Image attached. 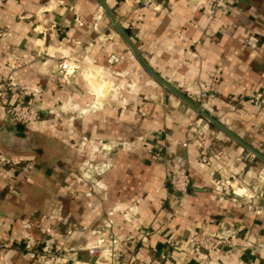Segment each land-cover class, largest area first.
<instances>
[{
    "label": "crops",
    "instance_id": "0c3cea01",
    "mask_svg": "<svg viewBox=\"0 0 264 264\" xmlns=\"http://www.w3.org/2000/svg\"><path fill=\"white\" fill-rule=\"evenodd\" d=\"M10 74L6 101L70 113L19 128L0 110V150L19 163L0 165V264H264V106L246 96L264 89V0L215 17L206 0H0ZM200 89L216 93L205 115L189 99ZM191 119L208 163L182 145ZM178 164L185 194L168 185ZM192 231L232 245L199 249ZM98 240L111 246L90 253ZM47 248L57 261L38 259Z\"/></svg>",
    "mask_w": 264,
    "mask_h": 264
},
{
    "label": "built area",
    "instance_id": "2783aa9c",
    "mask_svg": "<svg viewBox=\"0 0 264 264\" xmlns=\"http://www.w3.org/2000/svg\"><path fill=\"white\" fill-rule=\"evenodd\" d=\"M207 12L212 17L223 10L227 0H206ZM145 5H148V1H144ZM192 42H197L193 39ZM118 54H110L107 58L108 62L113 63L118 61ZM59 66L65 70V72H73L74 65L70 60L63 58L60 61ZM69 66H71L69 68ZM19 86L16 83L13 75H3L0 78V109L10 114L14 120L21 123L39 121L40 113L38 109L32 108L28 103L21 102H8L6 96L10 90H16ZM247 99L256 106H264V89H258L250 91L247 95ZM216 97V93L212 90L200 89L189 95V99L194 103L195 108L200 115H205L204 103L212 98ZM207 133L199 125L196 119L191 120L186 128V135L182 141V145L186 146L190 141H195L200 151V160L203 163H208L210 156L213 154V150L207 143ZM190 183V175L187 168L184 165H176L169 169L168 173V185L171 192H178L185 194L188 190ZM188 239L193 245L199 249L205 251H216L222 248H229L232 245L230 235L216 234V233H203L199 231H192L188 234ZM166 244L171 247H175L179 243V239L168 237ZM39 241L32 235H27L24 239V246L27 249H33ZM111 245H105L104 242L98 240L95 244L88 247L90 253H98L103 250H108ZM115 244L112 245V247ZM51 249L47 248L44 253L38 255L40 261H57V257L54 253H51Z\"/></svg>",
    "mask_w": 264,
    "mask_h": 264
},
{
    "label": "rangeland",
    "instance_id": "374dc122",
    "mask_svg": "<svg viewBox=\"0 0 264 264\" xmlns=\"http://www.w3.org/2000/svg\"><path fill=\"white\" fill-rule=\"evenodd\" d=\"M61 68V67H60ZM62 69V68H61ZM75 69H76V67H74V70H73V72L75 71ZM64 70V69H63ZM65 71V70H64ZM17 83V82H16ZM18 86H20L19 84H17ZM109 86V83L108 84H106V83H104L103 85H102V87H101V89L99 88V87H97V91H102V92H104L105 90H106V88ZM12 102H21V101H18V100H14V101H12ZM21 103H24V102H21ZM59 104H60V108L57 106V108H58V111L56 110V111H54L53 112V114L52 113H50V116H48V115H46V116H43L42 115V113H41V111L39 110V113H40V119H39V121H35V122H27V123H21V122H17L16 120H14L13 118H12V116L10 115V114H8V113H6V114H8V116L13 120V121H15V122H17V123H20V124H23V125H32V124H41V122L42 121H48V123H54V121H56V117H58V119H60V120H62V119H65V118H67V116H69V113L70 112H68V110H67V108L64 106H62L61 105V101L59 102ZM1 110V109H0ZM3 111V110H2ZM191 120H194V119H191ZM190 120V121H191ZM189 121V122H190ZM188 122V123H189ZM9 158V159H8ZM8 165V166H16L17 164H19V163H16L15 162V160L13 159V156H8L7 155V153H4V152H2L1 150H0V165ZM17 168V167H16Z\"/></svg>",
    "mask_w": 264,
    "mask_h": 264
},
{
    "label": "water",
    "instance_id": "95a60500",
    "mask_svg": "<svg viewBox=\"0 0 264 264\" xmlns=\"http://www.w3.org/2000/svg\"><path fill=\"white\" fill-rule=\"evenodd\" d=\"M18 125H19L18 127H19V128H21V124H20V123H18Z\"/></svg>",
    "mask_w": 264,
    "mask_h": 264
},
{
    "label": "bare ground",
    "instance_id": "6f19581e",
    "mask_svg": "<svg viewBox=\"0 0 264 264\" xmlns=\"http://www.w3.org/2000/svg\"><path fill=\"white\" fill-rule=\"evenodd\" d=\"M71 66H69V68H70Z\"/></svg>",
    "mask_w": 264,
    "mask_h": 264
}]
</instances>
